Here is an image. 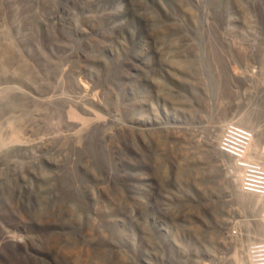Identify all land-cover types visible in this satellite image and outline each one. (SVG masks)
<instances>
[{
	"label": "rangeland",
	"instance_id": "1",
	"mask_svg": "<svg viewBox=\"0 0 264 264\" xmlns=\"http://www.w3.org/2000/svg\"><path fill=\"white\" fill-rule=\"evenodd\" d=\"M230 125L264 168V0H0V264H249Z\"/></svg>",
	"mask_w": 264,
	"mask_h": 264
},
{
	"label": "built area",
	"instance_id": "2",
	"mask_svg": "<svg viewBox=\"0 0 264 264\" xmlns=\"http://www.w3.org/2000/svg\"><path fill=\"white\" fill-rule=\"evenodd\" d=\"M252 138L253 133L248 129L230 125L220 137L219 149L231 158L235 170L241 171L239 187L246 193L264 195V168L246 160ZM246 256L249 264H264V240L251 242Z\"/></svg>",
	"mask_w": 264,
	"mask_h": 264
},
{
	"label": "bare ground",
	"instance_id": "3",
	"mask_svg": "<svg viewBox=\"0 0 264 264\" xmlns=\"http://www.w3.org/2000/svg\"><path fill=\"white\" fill-rule=\"evenodd\" d=\"M253 141H254V139L252 138L251 143H250V146H249L248 151H247L248 156H249V155H253V154H255L254 149H253ZM248 156H247V157H248ZM253 156L255 157V155H253ZM248 158H249V157H248ZM248 158H246L247 161L253 159V160H251V161L256 162L255 159H254L253 157H250L251 159H250V158L248 159ZM230 166H231V165H230ZM231 168H232V166H231ZM235 169H236L235 167L232 168L233 172H238V170H235ZM235 175H236V173H235ZM239 188H240V187H239ZM240 190H241L242 192H244L241 188H240ZM252 195H253V194H252ZM257 196H263V195H257Z\"/></svg>",
	"mask_w": 264,
	"mask_h": 264
}]
</instances>
